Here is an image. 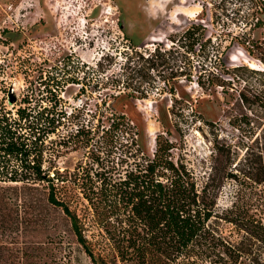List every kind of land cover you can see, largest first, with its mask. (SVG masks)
<instances>
[{
  "label": "rangeland",
  "instance_id": "rangeland-1",
  "mask_svg": "<svg viewBox=\"0 0 264 264\" xmlns=\"http://www.w3.org/2000/svg\"><path fill=\"white\" fill-rule=\"evenodd\" d=\"M192 24L201 26L197 32L204 33L205 44L193 55L182 36ZM263 38L264 0H0V108L13 112L23 96L32 106L46 105L54 99L48 90H57L66 115L43 142L42 166L50 176L93 164L95 156L107 167L136 147L126 134H104L113 111L136 126L145 153L152 152L154 136L163 134L173 141V156L198 176L223 164L228 148L234 171L256 131L237 92L264 88L258 58L264 57ZM153 52L162 55L153 58L152 71L145 59ZM223 65L230 71L239 67V79L224 75ZM72 77L82 85L66 82ZM45 187L0 183V264H12L16 250L61 237L72 248V264H91L74 243L69 219L47 204ZM215 207L212 225L235 239V226L227 220L236 215L229 210L264 219V184L223 181ZM72 208L83 212L81 205ZM90 234L97 251L99 236Z\"/></svg>",
  "mask_w": 264,
  "mask_h": 264
},
{
  "label": "trees",
  "instance_id": "trees-1",
  "mask_svg": "<svg viewBox=\"0 0 264 264\" xmlns=\"http://www.w3.org/2000/svg\"><path fill=\"white\" fill-rule=\"evenodd\" d=\"M259 21L258 17L255 23ZM199 29L202 31L201 26L192 24L182 35L187 37L188 54L193 55L196 47L204 50V33H198ZM261 46L264 51V38ZM161 55L153 52L146 57L150 70L157 66L153 58ZM258 58L264 64V57ZM238 70L222 66V73L232 79H239L234 72ZM250 72L263 75L256 70ZM200 79L201 74L195 81L199 86ZM79 80L72 77L66 82L82 85ZM223 83L219 80L217 85ZM115 86H120L117 80ZM48 91L54 98L49 104L32 106L23 96L13 112L0 108V183L31 189L47 185V204L60 208L69 219L74 243L91 264H264L263 218L229 210L236 215L234 220H227L235 226V239L221 236L211 223L218 218L215 200L223 181L241 178L264 184V88L252 92L242 88L237 92L256 124L251 143L244 146L235 164L238 168L232 171L228 148L224 163L212 165L205 177L198 176L183 158L173 156V141L163 134L154 136L151 153L143 152L137 144L136 126L125 114L115 111L111 112L114 117L107 119L104 134H126L129 146L136 147L107 167L95 156L91 158L93 164L50 176L48 168L42 166L43 142L56 130L58 117L66 112L60 108L57 90ZM117 164H124V168L119 171ZM73 195L79 196L77 201ZM72 204L83 206V212L78 214ZM88 231L93 239L99 236L95 240L97 251L91 247ZM60 239L16 250L12 264H72V248H65Z\"/></svg>",
  "mask_w": 264,
  "mask_h": 264
}]
</instances>
